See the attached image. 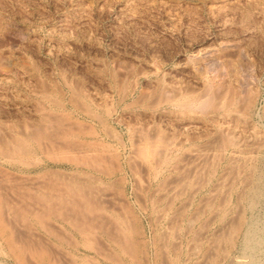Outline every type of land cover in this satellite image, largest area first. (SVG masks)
Returning <instances> with one entry per match:
<instances>
[{
  "label": "rangeland",
  "instance_id": "obj_1",
  "mask_svg": "<svg viewBox=\"0 0 264 264\" xmlns=\"http://www.w3.org/2000/svg\"><path fill=\"white\" fill-rule=\"evenodd\" d=\"M263 149L264 0H0V198L27 263L235 264ZM45 195L52 218L18 220Z\"/></svg>",
  "mask_w": 264,
  "mask_h": 264
},
{
  "label": "bare ground",
  "instance_id": "obj_2",
  "mask_svg": "<svg viewBox=\"0 0 264 264\" xmlns=\"http://www.w3.org/2000/svg\"><path fill=\"white\" fill-rule=\"evenodd\" d=\"M219 91V90H218ZM217 93V92H216ZM216 98V97H215ZM166 100V99H165ZM234 101V100H233ZM199 103V102H198ZM212 104H213V102H212V98L210 97V98H208V99H205L204 101H201L199 104H197V108L198 109H200V110H205V109H208V108H210L211 106H212ZM173 105V104H172ZM186 105H189V103H183L182 104V106L184 107H186ZM191 106V105H190ZM224 106V105H223ZM213 107H214V105H213ZM178 108V107H177ZM188 108V107H187ZM194 108H195V106H194ZM222 108V107H221ZM228 108H226V110H227ZM210 111V110H209ZM201 112V111H200ZM204 112V111H203ZM61 121H64V120H61ZM66 121V120H65ZM63 124V123H62ZM59 126V125H58ZM61 128V127H60ZM64 128V127H63ZM71 129V128H70ZM65 132H66V130H64ZM261 143V142H260ZM155 148V147H154ZM260 149V148H259ZM146 150V149H145ZM144 150V151H145ZM150 150V149H149ZM246 150V149H245ZM264 150V149H263ZM180 151V150H179ZM221 151V150H220ZM254 151V150H253ZM146 152H147V150H146ZM145 152V153H146ZM148 153V152H147ZM164 153V152H163ZM143 155H144V152L142 153ZM218 154V153H217ZM221 154H223V153H221ZM238 154V153H237ZM147 155V154H146ZM146 155H144V156H146ZM176 155V154H175ZM3 156V155H2ZM170 157V156H169ZM261 157V156H260ZM166 158V157H165ZM168 158V157H167ZM176 158V157H175ZM222 158V157H221ZM220 158V159H221ZM235 158V157H234ZM163 160V159H162ZM262 160V159H261ZM166 161V160H165ZM164 161V162H165ZM173 161V160H172ZM211 161V160H210ZM255 161V160H254ZM263 162V161H262ZM13 163V162H12ZM158 163L159 162H157V165H158ZM203 163V162H202ZM264 163V162H263ZM20 164V163H19ZM214 164V163H213ZM218 164V163H217ZM254 164V163H253ZM260 164H261V162H260ZM28 165V164H27ZM215 165V164H214ZM216 166V165H215ZM204 167V166H203ZM218 167V166H217ZM253 167V166H252ZM202 168V167H201ZM248 168V167H247ZM255 168H256V166H255ZM262 168V167H261ZM176 169V168H175ZM252 169V168H251ZM250 169V170H251ZM253 169H254V167H253ZM173 170V169H172ZM260 170V169H259ZM154 171H155V169H154ZM153 171V172H154ZM205 171V170H204ZM238 171V170H237ZM152 172V173H153ZM252 172V171H251ZM256 172H257V170H256ZM253 173H254V170H253ZM255 175V178H253V181H252V183H250V185L247 187V191L245 192L244 190V194H243V196H242V198H243V200H244V202H245V206H246V208H247V210H253L254 209V207L256 206V202H258V199H259V197H260V195H261V192H262V189L264 188H262L261 189V186L262 185H264V168L263 169H261L259 172H258V174L256 175V173H254ZM239 175V174H238ZM253 175V174H252ZM199 178V177H198ZM225 178H226V176H225ZM236 179H238V178H236ZM246 179V178H245ZM4 180V179H3ZM18 180V179H17ZM185 180V179H184ZM206 180H208V179H206ZM241 180H243V179H241ZM240 180V181H241ZM168 181V180H167ZM187 181V180H186ZM210 181V180H209ZM250 181V182H251ZM2 182V181H1ZM73 182V181H72ZM164 182V181H163ZM180 182V181H179ZM182 182V181H181ZM242 182V181H241ZM240 182V183H241ZM243 182H245V181H243ZM263 182V183H262ZM26 183V182H25ZM262 183V185H260V184ZM216 184V183H215ZM244 184V183H243ZM3 185V184H2ZM6 185V184H5ZM12 186V185H11ZM187 186V185H186ZM7 187V186H6ZM35 187V186H34ZM66 187V186H65ZM70 187V185L68 186V188ZM79 187V186H78ZM195 187V186H194ZM3 188V187H2ZM30 188V187H29ZM33 188V187H32ZM31 188V189H32ZM36 188V187H35ZM34 188V189H35ZM161 188V187H160ZM185 188V187H184ZM9 189V188H8ZM70 189V188H69ZM164 189V188H163ZM30 189H26V191H29ZM37 190V189H36ZM52 190H53V188H52ZM83 190H85V188L83 189ZM89 190H91V189H89ZM192 190V189H191ZM202 190V189H201ZM2 191V190H1ZM61 191V190H60ZM59 191V192H60ZM73 191V190H72ZM173 191H175V189L173 190ZM172 191V192H173ZM186 191V190H185ZM24 192H25V190H24ZM44 192V191H43ZM83 192V191H82ZM166 192V191H165ZM203 192V191H202ZM9 193V192H8ZM32 193V192H31ZM35 193H36V191H35ZM53 193V192H52ZM64 193V192H63ZM68 193V192H67ZM182 193H184V192H182ZM237 193V192H236ZM45 194V193H44ZM71 194V193H70ZM69 194V195H70ZM84 194V193H83ZM195 194V193H194ZM3 195V194H2ZM1 195V196H2ZM19 196H20V193L18 194ZM30 195V194H29ZM75 195V194H74ZM183 195V194H182ZM214 195H216V194H214ZM0 196V197H1ZM5 196V195H4ZM10 196V195H9ZM32 196H33V193H32ZM64 196V195H63ZM63 196L61 195V198H57V203H58V205L59 206H64V204H66L65 202H64V198H63ZM152 196V195H151ZM13 197V196H12ZM34 197V196H33ZM40 197V196H39ZM66 197V196H65ZM69 197H71V196H69ZM68 197V195H67V198H69ZM98 197V196H97ZM172 197V196H171ZM170 197V198H171ZM177 197V196H176ZM189 197V196H188ZM16 198V197H15ZM15 198H12V199H15ZM26 197L24 196V199H25ZM31 198V197H30ZM63 198V199H62ZM84 198V197H83ZM163 198V197H162ZM175 198V197H174ZM179 198V197H178ZM228 198V197H227ZM263 198V197H262ZM3 199V198H2ZM1 198H0V235L2 236V238L4 237V238H6V241H7V243H8V245H9V251H10V254L15 258V260L17 261V263L18 264H32V261L31 262H26V260H25V257L27 256V254H26V250H24L23 248H21V247H19L18 245H16V241L14 242V240H13V238H12V235H11V232H10V230L8 229L9 227H8V220H9V216L7 215V213H6V210L8 209L9 210V208H7L8 206L5 204L6 203V200H7V198H6V200H4L5 199V197H4V199L2 200ZM17 199V198H16ZM33 199V198H32ZM53 199V198H52ZM161 199V198H160ZM180 199V198H179ZM188 199V198H187ZM218 199V198H217ZM34 200V199H33ZM40 200V201H39ZM38 201L40 202L39 204H41V205H43V207L41 208V207H39V206H37V198L35 199V201H34V203L32 204V205H26L25 207H22V214L21 215H17L18 217V220H20V221H23L24 220V222L23 223H25L26 221L25 220H27L28 221V219H31L32 221H34V222H40V223H43L44 221H47V220H49L50 218H52V216H53V211H54V209H53V207H51V205H50V201H49V199H47L46 198V195H45V197H43V198H40ZM84 200V199H83ZM92 200V199H91ZM102 200V199H101ZM159 200V199H158ZM226 200V199H225ZM241 200V199H240ZM4 201V202H3ZM13 201V200H12ZM16 201V200H15ZM85 201H86V199H85ZM84 201V202H85ZM163 201V200H162ZM175 201V200H174ZM195 201V200H194ZM9 202H11V200H9ZM92 202V201H91ZM103 202V201H102ZM161 202V201H160ZM196 202V201H195ZM219 202V201H218ZM243 202V201H242ZM32 203V202H31ZM53 203V202H52ZM93 203V202H92ZM172 203V202H171ZM207 203H209V202H207ZM220 203V202H219ZM72 204V203H71ZM98 204V203H97ZM100 204V203H99ZM164 204V203H163ZM174 204V203H173ZM22 205V204H21ZM73 205H76V204H73ZM93 205H95V203L93 204ZM153 205H155V204H153ZM211 205V204H210ZM264 205V204H263ZM13 206V205H12ZM52 206H54V205H52ZM97 206V205H96ZM99 206V205H98ZM156 206V205H155ZM154 206V207H155ZM169 206V205H168ZM171 206V205H170ZM169 206V207H170ZM14 207V206H13ZM19 208H20V206H18ZM73 207V206H72ZM165 207V206H164ZM168 207V208H169ZM185 207V206H184ZM205 207H206V205H205ZM223 207V206H222ZM221 207V208H222ZM257 207V206H256ZM40 209L41 211H43V214H40L39 213V211H37L38 209ZM77 208H80V207H77ZM77 208H76V210H77ZM87 208V207H86ZM99 207H97V209H98ZM228 208V207H227ZM243 208H244V206H243ZM245 208V209H246ZM11 209V208H10ZM14 208H12L11 209V211L13 210ZM89 209H91V208H89ZM89 209H87L88 211H91V210H89ZM158 209L159 210H161L159 207H158ZM185 209V208H184ZM183 209V210H184ZM209 209V208H208ZM223 209V208H222ZM153 210V209H152ZM168 210V209H167ZM170 210V209H169ZM187 210V209H186ZM204 210V209H203ZM10 211V212H11ZM15 211V210H14ZM56 211V210H55ZM74 211V210H73ZM78 211H80V209L78 210ZM78 211H76V212H78ZM16 212H19L18 210L16 211ZM39 214H38V213ZM81 212V211H80ZM79 212V213H80ZM156 212H158V211H156ZM169 212V211H168ZM206 211H204L203 213H205ZM228 212V211H227ZM251 212V211H250ZM14 213V212H13ZM42 213V212H41ZM63 213V212H62ZM66 213V212H65ZM68 213H70V212H68ZM120 213V212H119ZM221 213V212H220ZM11 214V213H10ZM71 214V213H70ZM69 214V215H70ZM90 214V213H89ZM92 214V213H91ZM96 214V213H95ZM182 214V213H181ZM180 214V215H181ZM193 214V213H192ZM199 214H200V212H199ZM219 214V213H218ZM242 214V213H241ZM248 214V213H247ZM14 215H15V213H14ZM58 215V214H57ZM62 215V214H61ZM61 215H60V220H61ZM68 215V216H69ZM78 215V214H77ZM81 215H82V212H81ZM93 215V214H92ZM91 215V216H92ZM97 215V214H96ZM122 215V214H121ZM120 215V216H121ZM159 215V214H158ZM166 215V214H165ZM215 215V214H214ZM90 216V217H91ZM94 216V215H93ZM92 216V217H93ZM101 216V215H100ZM99 216V217H100ZM128 216H130L129 214H128ZM216 216V215H215ZM55 217V216H54ZM63 217V216H62ZM76 218V215H74L73 216V218ZM80 217V216H79ZM95 217V216H94ZM99 217H97V218H99ZM150 217V216H149ZM160 217V216H159ZM178 217V216H177ZM210 217V216H209ZM212 217V216H211ZM14 218V217H13ZM16 218V219H17ZM57 218V217H56ZM64 218V217H63ZM222 218V217H221ZM238 217H236V219H237ZM12 219V218H11ZM10 219V220H11ZM59 219V218H58ZM93 219V218H92ZM209 219V218H208ZM9 220V221H10ZM62 220H64V222L66 223V221H67V219L66 218H64V219H62ZM173 220V219H172ZM180 220V219H179ZM70 221V220H69ZM109 221V220H108ZM162 221H166V220H162ZM193 221V220H192ZM209 221V220H208ZM231 221H232V219H231ZM71 222V221H70ZM97 222V221H96ZM127 222V221H126ZM152 222V221H151ZM203 222V221H202ZM11 223V222H10ZM22 223V224H23ZM112 223H113V221H112ZM189 223V222H188ZM194 223H195V221H194ZM212 223V222H211ZM47 224V223H46ZM92 224V223H91ZM97 224V223H96ZM115 224V223H114ZM210 224V223H209ZM11 225V224H10ZM48 225V224H47ZM61 225V224H60ZM67 225V224H66ZM79 225V224H78ZM177 225H178V222H177ZM231 225V224H230ZM229 225V226H230ZM102 226V225H101ZM128 226V225H127ZM165 226V225H164ZM199 226V225H198ZM45 228L47 227V226H44ZM94 227H95V225H94ZM16 228V227H15ZM113 228V227H112ZM116 228V227H115ZM51 229V228H50ZM46 230V229H45ZM54 230V229H53ZM58 230V229H57ZM78 230V233L79 234H81V235H86V234H88V233H90L91 232V230H92V228H85L84 226H82L81 228H78L77 229ZM102 230V229H101ZM113 230V229H112ZM115 230H117V229H115ZM190 231V230H189ZM221 231V230H220ZM242 231V240H240V241H242V245H241V257L239 258L240 260H238L235 264H264V222L263 221H261L260 219H258V218H251V219H245L244 218V216H240L239 215V218L237 219V221L235 222V223H233L230 227H229V231L227 232L228 233V235H226L227 237L225 238V240L223 239L224 238V236H222V237H220L221 239H223L224 240V244H222V246L224 245L225 247L224 248H226V249H219L220 251H221V253L220 254H222V256H227L228 255V252L230 251H228V249L227 248H229V246H232V245H234V240H235V238H237L236 236H238V234L240 233ZM50 232V231H49ZM59 232V231H58ZM58 232H56V233H58ZM122 233H123V231H121ZM188 232V231H187ZM33 233V232H32ZM101 233V232H100ZM104 233V232H103ZM121 233V234H122ZM223 233L224 234H226V232H225V230L223 231ZM13 234V233H12ZM27 234V233H26ZM109 234V233H108ZM171 234V233H170ZM19 235V234H18ZM68 235V234H67ZM111 236H112V234H110ZM191 235V234H190ZM37 236V235H36ZM53 236V235H52ZM94 236V235H93ZM106 236H107V234H106ZM118 236V235H117ZM120 236V235H119ZM118 236V237H119ZM168 236V235H167ZM195 236V235H194ZM218 236V235H217ZM21 237V236H20ZM19 237V238H20ZM97 237V236H96ZM107 237H109L110 238V236H107ZM22 238V237H21ZM115 238H116V235H115ZM120 238V237H119ZM122 238V237H121ZM128 238V237H127ZM194 238V237H193ZM24 239V238H23ZM23 239H22V241H23ZM66 239V238H65ZM111 239V238H110ZM173 239V238H172ZM171 239V240H172ZM220 239V240H221ZM114 240V239H113ZM116 240H118V239H116ZM123 240H125V239H123ZM210 240V239H209ZM208 240V241H209ZM217 239H215V242L217 243V244H219L218 242H220V240L219 241H216ZM237 240V239H236ZM19 241V240H18ZM109 241V240H108ZM112 241V240H111ZM173 241V240H172ZM20 242V241H19ZM30 242V241H29ZM70 242V241H69ZM80 242V241H79ZM84 242V241H83ZM120 242H122V241H120ZM126 242V241H125ZM129 242H130V240H129ZM142 242V241H141ZM173 242H175V241H173ZM190 242V241H189ZM215 242H213V243H215ZM237 242V241H236ZM236 242H235V244H236ZM0 243H2V242H0ZM22 243V242H21ZM31 243H32V241H31ZM74 243V242H73ZM162 243V242H161ZM198 243V242H197ZM20 244V243H19ZM119 244V243H118ZM166 244V243H165ZM125 245V244H124ZM211 245V244H210ZM112 246H114V245H112ZM127 246H128V244H127ZM162 246V245H161ZM212 246V245H211ZM218 247V245H215L214 244V247H215V249ZM219 246H221V244L219 245ZM228 246V247H227ZM53 247V246H52ZM82 247V246H81ZM84 247V246H83ZM104 247H107V246H104ZM120 247V246H119ZM170 247H173V246H170ZM190 247V246H189ZM213 247V248H214ZM47 248V247H46ZM85 248V247H84ZM218 248H220V247H218ZM28 249V248H27ZM44 250H46L45 248H43ZM109 249V248H108ZM120 250V252H123V253H127L128 252V250H127V248H125V246H124V248H122V246L119 248ZM169 249V248H168ZM175 249V248H174ZM44 250H41V251H39L37 254L35 253V252H32V250L30 251V250H28L30 253H29V255L30 256H32L33 258H35V256L37 257V259L42 263V264H44V263H47V258H46V256H45V252L46 251H44ZM102 250V249H101ZM142 250V249H141ZM165 250V249H164ZM194 249H192V251H193ZM218 250V251H219ZM27 251V252H28ZM33 251H35V249L33 250ZM52 251V250H51ZM61 251V250H60ZM60 251H58V252H60ZM94 251V250H93ZM118 251V252H119ZM191 251V252H192ZM201 251V250H200ZM208 251V250H207ZM206 251V252H207ZM212 251V250H211ZM217 251V250H216ZM1 252V251H0ZM2 252H4V251H2ZM32 252V253H31ZM61 252H63V251H61ZM163 252V251H162ZM179 252V251H178ZM199 252V251H198ZM7 253V252H6ZM55 253V252H54ZM117 253V252H116ZM131 253H132V251H131ZM164 253H166V251L164 252ZM195 253V252H194ZM216 253V252H215ZM214 253V254H215ZM218 253V252H217ZM2 254V256H4V255H6V254H4L3 255V253H1ZM26 254V255H25ZM36 254V255H35ZM58 254V253H57ZM62 254V253H61ZM111 254V253H110ZM113 254V253H112ZM197 254V253H196ZM195 254V255H196ZM207 254V253H206ZM50 255V258H51V254H49ZM49 255H48V257H49ZM60 255V254H59ZM96 255V254H95ZM100 255H102V254H100ZM107 255V254H106ZM132 255H133V253H132ZM203 255V254H202ZM105 256V255H104ZM104 256H102V257H104ZM218 256V255H217ZM8 257H9V254H8ZM31 257V258H32ZM54 257H55V255H54ZM69 256L67 255V258H68ZM78 257H81V256H78ZM99 257H101V256H99ZM109 257H110V255H109ZM108 257V258H109ZM114 257V256H113ZM118 257V256H117ZM130 257V256H129ZM1 258V257H0ZM66 258V257H65ZM70 258V257H69ZM82 258H83V255H82ZM107 258V257H106ZM107 258V259H108ZM111 258V257H110ZM186 258V257H185ZM194 258V257H193ZM201 258V257H200ZM221 258H223V257H221ZM2 259V258H1ZM0 259V260H1ZM105 259V258H104ZM103 259V260H104ZM142 259V258H141ZM176 259V258H175ZM190 259V258H189ZM214 259V258H213ZM36 260V259H35ZM51 261H52V259H50ZM55 260V259H54ZM58 260H60V258L58 259ZM88 260V259H87ZM102 260V259H101ZM207 260H209V259H207ZM231 260V259H230ZM70 261V260H69ZM79 260H77V262H78ZM84 261V260H83ZM86 261V260H85ZM115 261V260H114ZM116 261H117V259H116ZM193 261V260H192ZM205 261V260H204ZM215 260H212L211 259V262L214 264L215 262H214ZM57 262V261H56ZM66 262H68V261H66ZM89 262H90V260H89ZM144 262V261H143ZM175 262V261H174ZM178 262V261H177ZM229 262V261H228ZM60 263V262H59ZM86 263H87V261H86ZM113 263V262H112ZM120 263V262H119ZM118 263V264H119ZM127 263V262H126ZM212 263H210L209 262V264H212ZM2 264V263H1ZM13 264H15V263H13ZM48 264H50V261L48 262ZM51 264H56V263H51ZM58 264V263H57ZM78 264V263H77ZM87 264H89V263H87ZM130 264V263H129ZM143 264H146V263H143ZM159 264V263H158ZM175 264V263H174ZM194 264V263H193ZM205 264H207V263H205Z\"/></svg>",
  "mask_w": 264,
  "mask_h": 264
}]
</instances>
